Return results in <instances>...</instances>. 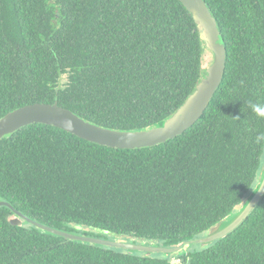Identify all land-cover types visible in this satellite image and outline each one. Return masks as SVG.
I'll list each match as a JSON object with an SVG mask.
<instances>
[{
	"label": "trees",
	"instance_id": "trees-1",
	"mask_svg": "<svg viewBox=\"0 0 264 264\" xmlns=\"http://www.w3.org/2000/svg\"><path fill=\"white\" fill-rule=\"evenodd\" d=\"M226 49L199 119L152 147L120 149L30 124L0 139V200L43 225L175 246L204 237L254 189L264 162V0H204ZM207 50L178 0H0V118L54 103L117 131L172 115ZM0 206V264H173L169 255L66 240ZM198 246V248H196ZM180 264H264V196L231 233Z\"/></svg>",
	"mask_w": 264,
	"mask_h": 264
},
{
	"label": "water",
	"instance_id": "water-1",
	"mask_svg": "<svg viewBox=\"0 0 264 264\" xmlns=\"http://www.w3.org/2000/svg\"><path fill=\"white\" fill-rule=\"evenodd\" d=\"M191 14L200 40L212 54V61L194 90L184 102L154 127L137 131H117L103 128L78 117L69 109L54 103H33L18 107L0 118V139L30 124H44L61 129L74 136L101 146L120 149L152 147L172 139L192 126L207 108L210 99L220 85L225 71L226 49L220 40L217 22L204 0H178ZM264 196V162L258 181L252 192L242 200L237 211L222 222L214 225L201 238L191 239L175 246H161L155 243L146 244L141 238L133 240L131 236L114 239L70 233L58 230L27 218L6 201L0 200V206L8 207L13 212L12 225H22L23 221L32 224L39 230L60 236L66 240L89 243L98 246L124 249L130 252H144L147 255L161 253L178 255L185 252L191 244L202 247L220 240L235 230L252 212ZM176 264H180L177 262Z\"/></svg>",
	"mask_w": 264,
	"mask_h": 264
},
{
	"label": "rangeland",
	"instance_id": "rangeland-1",
	"mask_svg": "<svg viewBox=\"0 0 264 264\" xmlns=\"http://www.w3.org/2000/svg\"><path fill=\"white\" fill-rule=\"evenodd\" d=\"M203 54V56H204V60L202 61V68L204 69V70H206L207 69V67L210 65V63H211V61H212V54L208 51V50H205L204 51V53H202ZM198 244V243H197ZM199 247H201L202 248V246L200 245ZM196 248H198V246L196 247ZM171 257V262L173 263V264H176L177 262H181V260L180 259H177L176 257H175V255H172V256H170Z\"/></svg>",
	"mask_w": 264,
	"mask_h": 264
}]
</instances>
